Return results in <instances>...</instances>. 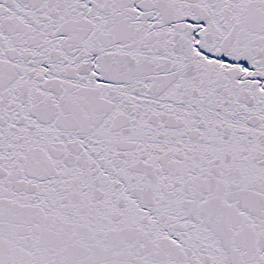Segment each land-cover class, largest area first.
Here are the masks:
<instances>
[{
  "label": "snow or ice",
  "instance_id": "obj_1",
  "mask_svg": "<svg viewBox=\"0 0 264 264\" xmlns=\"http://www.w3.org/2000/svg\"><path fill=\"white\" fill-rule=\"evenodd\" d=\"M0 264H264V0H0Z\"/></svg>",
  "mask_w": 264,
  "mask_h": 264
}]
</instances>
